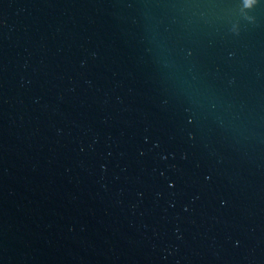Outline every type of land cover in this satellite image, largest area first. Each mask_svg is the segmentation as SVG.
Returning <instances> with one entry per match:
<instances>
[{
    "label": "water",
    "instance_id": "95a60500",
    "mask_svg": "<svg viewBox=\"0 0 264 264\" xmlns=\"http://www.w3.org/2000/svg\"><path fill=\"white\" fill-rule=\"evenodd\" d=\"M0 264H264V0H0Z\"/></svg>",
    "mask_w": 264,
    "mask_h": 264
}]
</instances>
